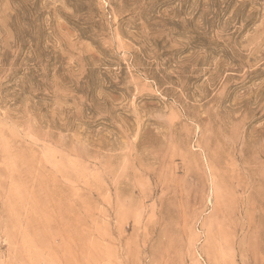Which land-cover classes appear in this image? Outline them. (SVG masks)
Instances as JSON below:
<instances>
[{
  "label": "rangeland",
  "instance_id": "obj_1",
  "mask_svg": "<svg viewBox=\"0 0 264 264\" xmlns=\"http://www.w3.org/2000/svg\"><path fill=\"white\" fill-rule=\"evenodd\" d=\"M0 264H264V0H0Z\"/></svg>",
  "mask_w": 264,
  "mask_h": 264
}]
</instances>
